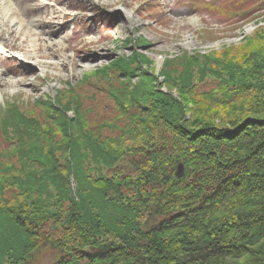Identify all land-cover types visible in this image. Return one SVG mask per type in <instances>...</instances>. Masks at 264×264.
<instances>
[{"label":"trees","instance_id":"obj_1","mask_svg":"<svg viewBox=\"0 0 264 264\" xmlns=\"http://www.w3.org/2000/svg\"><path fill=\"white\" fill-rule=\"evenodd\" d=\"M204 3L224 13L242 0ZM260 32L234 47L237 60L225 59L231 67L185 53L168 63L162 82L151 77L143 96L126 86L118 113L91 131L80 126L84 136L67 135L72 124H57L59 137L41 136L30 112L7 106L5 117L16 119L10 135L0 130V150L8 145L0 162V264H20L44 242L58 250L52 264H264V27ZM221 73L230 78L223 82ZM244 90L262 91L259 101ZM94 167L106 174L95 176ZM111 182L128 222L118 227L104 213L108 199L93 207L87 197L111 195ZM97 209L103 214L94 222L89 214Z\"/></svg>","mask_w":264,"mask_h":264},{"label":"rangeland","instance_id":"obj_2","mask_svg":"<svg viewBox=\"0 0 264 264\" xmlns=\"http://www.w3.org/2000/svg\"><path fill=\"white\" fill-rule=\"evenodd\" d=\"M197 1L200 2H196L195 5L192 0L12 2L20 9L39 7V11L26 16V24L38 18H42L44 24L51 22L50 27L45 25L44 28L34 29L43 31L42 39L49 38L46 41L41 40L42 42L59 41L62 46L58 51L59 54L51 59H44L50 64L43 63L42 66L37 65L34 68L35 73L28 77L31 86H27V83L21 86L0 85V125L3 126L0 130L2 131L5 127L10 135L11 129L9 130L7 125L9 123L13 126L16 118H10V116L6 118L5 113L12 104H15L31 113L29 115L34 117L33 126L37 127V131H43L41 136L49 133L53 137H59V133L53 129L57 124V128L62 124H67L66 126L72 124V132L67 135L84 136L80 126L85 125L91 131L92 127L105 123L113 110L118 113V105L125 101L126 86L131 87V92L137 86L134 97L139 98L143 96L141 92L146 89V86L150 85L151 77L155 76L158 82H162L161 73L171 60L186 53L188 56L198 55L200 59H203L202 56H210L208 63H211V67L215 63H226V60L227 62L236 61V50L241 48L239 46L251 42L255 32L259 31L263 35L260 31L264 27V0L259 2L258 0H242V5L236 11H224V13L211 8V10L207 9L204 7V2H213V6L218 8V5L230 0ZM72 4L77 5L78 8L70 9ZM80 4L85 6V10H80ZM62 9L74 14L73 17L66 20L61 12ZM90 41L97 47L90 45L88 43ZM234 47L238 48L235 50ZM250 49L253 50L254 47ZM247 52L251 53L250 50ZM84 56L89 57L85 59ZM14 57L8 52L5 53L4 59L0 61V70L5 68L10 71L17 70L19 63L13 60ZM240 63L244 66L248 65L246 61H240ZM226 64L231 65V63ZM223 74L221 73L220 76L226 78L223 81L225 82L230 77L228 74ZM6 76L17 78L10 74ZM213 78L210 77V80ZM221 86L224 85L219 87ZM209 87L215 90L214 84ZM159 89L165 92V87ZM226 89L227 87L222 91ZM247 92L249 91L246 90L244 93L254 95L253 103H256L262 91ZM119 95L121 98L118 97ZM174 96L177 97V94ZM200 102L203 105L207 101L203 99ZM247 102L250 103V101ZM190 116L188 113L186 118ZM2 118L6 120L3 121ZM106 131L110 134L107 128ZM87 133L90 132H86V135ZM30 134L33 132L30 131ZM4 144L1 148L8 152V145ZM2 150H0V162L7 160L3 157ZM179 165H181L180 174H182L183 164L179 163ZM93 170L92 173L95 176L106 174L104 169L94 167ZM112 182L105 184L111 192L113 191ZM70 186L71 191L74 192L75 182L72 179ZM108 186H111V189ZM110 194L112 196L107 195L106 190L96 194L89 193L87 197L92 198L93 207L95 202L104 204L103 200L108 199L104 213L106 216H112L110 222L116 223V227L120 219V226L124 223L128 224L127 217L122 213L125 209L123 200L115 198L113 192ZM74 197L77 198V196ZM92 201L89 200L90 204ZM48 212L46 213L50 214V210ZM102 214L103 212L97 209L95 213L89 214V217H94L95 222L96 217H99L97 215ZM205 216L212 217L208 214ZM55 219L56 223L58 218ZM49 224L50 222L48 226ZM131 234H133L132 231ZM57 256L58 250L44 242L40 245L35 244L20 264H52Z\"/></svg>","mask_w":264,"mask_h":264},{"label":"bare ground","instance_id":"obj_3","mask_svg":"<svg viewBox=\"0 0 264 264\" xmlns=\"http://www.w3.org/2000/svg\"><path fill=\"white\" fill-rule=\"evenodd\" d=\"M23 1L33 3L40 0H0V61L4 59V54L8 52L13 57L15 56V59L13 60L18 61L19 63L17 70L10 71L6 68L0 70L1 86H21L26 83L27 86H31V82L28 80V77L35 73L34 68L37 67V65L42 66L43 63L46 65L50 64V62L44 61V59H51L55 55L59 54L58 51L62 46V43L59 41L45 42L46 39L49 38L42 39L43 37H41V34H43V31H35L34 29L38 27L40 29L44 28L45 25L50 27L51 22L44 24V20L42 18H38L26 24V16H31L39 11V7H24L20 9L18 6L13 4ZM90 1L92 2L93 0ZM79 7L80 10H85L84 5L80 4ZM77 8L78 6L75 4L70 6V9ZM61 12L66 20L71 19L73 17L72 15H74L67 13L64 9H62ZM20 15H23V17ZM31 27H33V29H31ZM48 34L52 33L48 32ZM41 40L45 41L42 42ZM88 43L93 45L92 41ZM93 46L97 47L96 44ZM88 57L89 56H84L85 59ZM6 74L13 75L17 78L14 79L13 77H8Z\"/></svg>","mask_w":264,"mask_h":264},{"label":"water","instance_id":"obj_4","mask_svg":"<svg viewBox=\"0 0 264 264\" xmlns=\"http://www.w3.org/2000/svg\"><path fill=\"white\" fill-rule=\"evenodd\" d=\"M180 172H181V165L178 166V172H177V174H180Z\"/></svg>","mask_w":264,"mask_h":264}]
</instances>
